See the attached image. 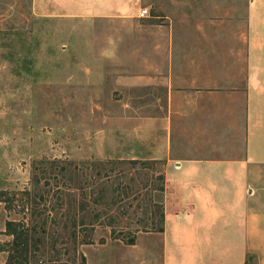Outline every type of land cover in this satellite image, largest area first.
<instances>
[{
    "label": "rangeland",
    "instance_id": "374dc122",
    "mask_svg": "<svg viewBox=\"0 0 264 264\" xmlns=\"http://www.w3.org/2000/svg\"><path fill=\"white\" fill-rule=\"evenodd\" d=\"M140 6L143 23L172 26L176 55L202 58L204 78L234 84L230 122L245 119L249 80L264 119V0ZM52 12L35 0H0V264L178 262L179 224L167 236L166 159L156 143L164 130L146 118L161 92L115 81L119 71L145 72L147 46L117 47L114 19ZM192 25L201 46L175 48ZM218 124L201 130L203 143L223 138L227 121ZM187 131H173L176 154L194 144ZM230 133L238 139L239 126ZM199 243L202 264L222 260L218 241ZM260 253L246 264H263Z\"/></svg>",
    "mask_w": 264,
    "mask_h": 264
},
{
    "label": "crops",
    "instance_id": "0c3cea01",
    "mask_svg": "<svg viewBox=\"0 0 264 264\" xmlns=\"http://www.w3.org/2000/svg\"><path fill=\"white\" fill-rule=\"evenodd\" d=\"M141 2L35 0L38 8L45 11L51 7L54 14L58 11L81 19H114L119 24L117 47L147 46L145 72L119 71L115 81L119 88L147 87L161 92L153 99L157 114L146 118L155 125V131L164 130L156 143L166 159L167 236L171 222L178 220L179 224L180 258L175 262V258L167 255V264H202L201 257L206 252H200L199 241L204 240L218 241L217 252L223 261L219 259L216 264H246L253 251L261 252L264 264V119H257L261 110V104L254 102L258 89L249 80L245 119L241 124L240 120L230 122L234 118L231 114L235 106L234 84H229V80L219 84L211 76L204 78L202 58L198 61L197 56L176 55L172 26L143 23L147 19L140 15ZM185 32L175 48L201 46L197 25ZM143 43L146 45L140 46ZM162 99L164 102L160 103ZM175 115L184 118L182 124L174 123ZM225 121L221 140L210 138L205 143L200 140V132L206 125L218 128V123ZM176 126L188 130L185 136L188 133V141L194 143L189 145V151L181 148L179 154L175 153ZM238 126L241 135L238 139L230 138L233 135L230 132Z\"/></svg>",
    "mask_w": 264,
    "mask_h": 264
},
{
    "label": "built area",
    "instance_id": "2783aa9c",
    "mask_svg": "<svg viewBox=\"0 0 264 264\" xmlns=\"http://www.w3.org/2000/svg\"><path fill=\"white\" fill-rule=\"evenodd\" d=\"M148 9H146V8H143L142 10H141V13H140V15H141V17H146L147 15H148Z\"/></svg>",
    "mask_w": 264,
    "mask_h": 264
},
{
    "label": "trees",
    "instance_id": "16d2710c",
    "mask_svg": "<svg viewBox=\"0 0 264 264\" xmlns=\"http://www.w3.org/2000/svg\"><path fill=\"white\" fill-rule=\"evenodd\" d=\"M248 261V260H247Z\"/></svg>",
    "mask_w": 264,
    "mask_h": 264
}]
</instances>
